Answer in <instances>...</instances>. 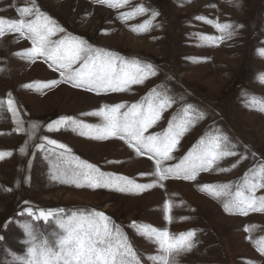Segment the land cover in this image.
<instances>
[{
	"label": "rangeland",
	"instance_id": "rangeland-1",
	"mask_svg": "<svg viewBox=\"0 0 264 264\" xmlns=\"http://www.w3.org/2000/svg\"><path fill=\"white\" fill-rule=\"evenodd\" d=\"M33 3L65 29L53 40L65 34L79 36L126 59L152 63L157 75L122 93L97 94L68 83L39 91L25 87L60 76L43 61L28 60L24 53L31 42L9 32L5 24L0 36V100L12 94L24 131H16L6 106L0 108V153H11L0 159V235L4 237L0 264L12 260L10 253L24 255L26 245L20 242L26 239L24 222L33 223L45 235L58 230L54 222L19 215L29 206L103 211L130 238L141 264H155L150 257L163 253L154 241L138 235L132 222L167 230L170 235L195 230L192 248L170 256L169 264H264V212L243 215L223 206L245 177L264 165V0H128L123 8H110L97 0H0V18L20 19L18 9ZM139 7L146 11L127 21L120 19L121 13ZM153 13H158L154 19ZM200 16L231 24L234 35L211 45L200 34L220 33L196 19ZM146 21L151 22L148 31L132 30ZM154 87L172 97L173 105L149 133L164 130L169 119L181 115L187 105L203 113L165 166L178 163L201 138L218 134L228 137L225 147L236 155L225 157L195 181L171 177L159 181L155 161L148 154H137L119 138L96 140L71 129L47 131V124L60 116L101 123V118L83 114L105 104L140 102ZM32 123L37 124L35 130ZM44 136L64 143L72 155L102 171L157 186L134 194L54 181L56 161L35 148ZM205 184L227 191L213 196L201 190ZM257 195H264V189ZM166 202H171V222L165 218Z\"/></svg>",
	"mask_w": 264,
	"mask_h": 264
},
{
	"label": "snow or ice",
	"instance_id": "snow-or-ice-1",
	"mask_svg": "<svg viewBox=\"0 0 264 264\" xmlns=\"http://www.w3.org/2000/svg\"><path fill=\"white\" fill-rule=\"evenodd\" d=\"M110 8H123L128 0H97ZM144 7L131 12L121 13L120 19L127 21L143 14ZM20 19L8 20L0 18V36L4 35L5 24L9 32L18 33L31 42V47L25 51L28 60L43 61L60 79L47 82H35L25 87H35L37 91L54 87L60 83L71 84L75 88L88 92L122 93L129 91L134 85H143L150 77L157 75V69L152 63H142L138 59L125 57L94 47L87 40L76 35H62L60 39L52 37L64 33L65 29L55 20L42 13L33 3L18 9ZM158 13H153V19ZM211 24L220 35L208 36L200 34L211 45L231 39L234 35L229 23L214 22L205 17H196ZM151 22L138 25L133 31H148ZM200 46V45H198ZM173 105L172 97L161 93L155 87L151 89L140 102L105 104L97 111L84 113V116L101 118V123H86L72 116H60L47 124V131L56 132L71 129L80 136L96 140H107L111 137L125 141L137 154H148L155 161V176L159 181L168 178L195 181L202 172H208L225 157L236 155L225 145L227 136L212 135L201 138L178 163L165 166L166 161L173 160L174 152L178 150L181 139L194 126L195 121L203 118V113L196 112L192 105L183 108L181 115H173L164 130L149 133V129L157 126L163 118V113ZM6 106L11 113L17 132L24 131V121L21 119L17 101L11 93L6 99L0 100V108ZM264 111V109H261ZM37 124L32 123L35 130ZM149 133V134H146ZM234 147V146H233ZM35 148L44 152L46 159L56 161L55 172L51 179L78 188L108 189L121 193L138 194L154 188V183H137L127 176L102 171L95 164L72 155L71 149L64 143L47 136L41 137V142ZM24 148L20 149L23 153ZM11 153H0V159ZM236 165H232L235 167ZM221 172L228 171L220 168ZM264 189V165L259 170H253L251 177L246 176L244 183L235 195L223 206L226 211L236 210L243 215L249 212H264V195H257ZM10 190V189H9ZM202 191L219 197L227 188L215 189L205 184ZM29 202L25 201V204ZM165 218L171 222V202H166ZM19 215H26L32 221H43L45 224L54 222L58 230L45 232L31 222H24L21 227L26 236L20 241L26 245L22 256L10 253L12 260L8 264H141L140 258L133 250L130 238L115 225L112 219L103 211L94 209H37L25 207ZM7 227V225H5ZM131 227L137 234L154 241L163 255L151 256L155 264H169V257L192 248V238L195 230H189L179 235H170L167 230H159L154 226L132 222ZM4 237L0 235V242ZM264 251V249H261Z\"/></svg>",
	"mask_w": 264,
	"mask_h": 264
},
{
	"label": "clouds",
	"instance_id": "clouds-1",
	"mask_svg": "<svg viewBox=\"0 0 264 264\" xmlns=\"http://www.w3.org/2000/svg\"><path fill=\"white\" fill-rule=\"evenodd\" d=\"M241 3H242V0H241Z\"/></svg>",
	"mask_w": 264,
	"mask_h": 264
}]
</instances>
